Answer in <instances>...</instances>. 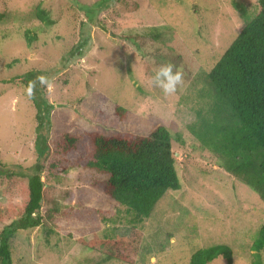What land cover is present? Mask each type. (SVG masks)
<instances>
[{"label": "rangeland", "instance_id": "1", "mask_svg": "<svg viewBox=\"0 0 264 264\" xmlns=\"http://www.w3.org/2000/svg\"><path fill=\"white\" fill-rule=\"evenodd\" d=\"M94 1L0 0V205L20 208L28 173L39 165L44 181L40 214L54 230L51 244L45 242L44 226L17 230L11 237V264H126L106 260L78 242L102 234L106 224L99 210H115L84 183L90 178L84 165L93 150L85 133L146 135L157 125L170 134L180 187L166 190L138 225L143 239L133 264H189L196 250L211 246L227 247L231 264H264V248L251 249L264 224V202L224 170L230 154L215 131L227 123L226 110L213 119L209 107L215 94L201 76L258 0H113L97 16L105 29L81 10L87 4L91 11ZM37 7L49 13L51 25L36 18ZM151 27L163 31L161 39L146 36ZM128 31L142 35L144 43L123 38ZM168 62L183 68L185 81L171 96L150 84L153 69ZM29 71L44 98L41 111L28 96L35 90L24 83ZM117 105L125 109L126 120L114 128L103 113L111 114ZM195 109L200 112L196 120ZM62 132L81 135L76 149L65 155L64 171L49 151L38 152L45 144L53 152L54 137ZM10 221L0 223V231ZM116 232L128 228L119 226ZM226 254L223 249L209 264H228Z\"/></svg>", "mask_w": 264, "mask_h": 264}, {"label": "trees", "instance_id": "2", "mask_svg": "<svg viewBox=\"0 0 264 264\" xmlns=\"http://www.w3.org/2000/svg\"><path fill=\"white\" fill-rule=\"evenodd\" d=\"M112 3L113 0H97L94 1L91 11L87 4L85 5L87 8L81 4L83 7L81 10L93 23L105 29V23L98 20L97 16L104 7ZM233 5L246 14L242 5L237 3ZM35 16L47 25L54 22L49 13L41 7L36 8ZM203 26V23L199 25L200 28ZM148 30L147 37L154 40L162 38L163 31L160 28L151 27ZM81 36L82 31L77 41L79 43ZM122 37L136 40L140 38L139 44L144 43L142 35L137 33L128 31L122 34ZM159 49L160 47L155 49L154 56L158 55ZM173 57L177 59L179 55ZM32 76L33 72H27L24 83L27 89L31 87L35 90L36 93L29 92L28 96L36 109L41 111L43 109L40 101L43 97L36 83L31 80ZM201 76L215 94V100L209 107L213 119L226 110L227 123L217 125L215 131L220 137V143L230 154L229 160L224 164V170L251 187L264 202V0H258L254 13L248 17L224 52L209 67H203ZM103 115L114 128H119L126 120L125 109L120 105L115 106L111 114ZM199 116V110L195 109L194 120ZM36 119L40 127L42 117L39 112ZM85 134L93 150L90 151V158L84 165L86 174L90 175L89 180L84 183L113 204L115 210L114 212L107 209L99 210L100 218L106 224L102 234H94L90 239L81 237L78 238V242L95 253L103 254L106 260L116 259L133 264L143 239V233L138 225L150 216L153 207L166 190L180 187L170 134L163 125L155 126L146 135L104 130H91ZM80 138L81 135L78 134L58 133L54 137L56 145L53 152L46 144L37 151L39 150L40 156L49 151L48 156H52L53 161L61 165L59 169L64 171L65 155L76 149ZM49 167L52 169L54 163L51 162ZM39 169L38 165V169L28 173L25 198L17 211L0 205V223L6 219L11 220L0 231V264H11V237L17 230L44 226L45 242L51 244L48 236L54 234V230L47 227L40 214L44 181L41 179ZM15 174L16 172H12L8 177ZM67 210L73 214L72 208L69 207ZM119 226H125L128 232L117 233L116 229ZM262 248L264 224L251 245L252 250L259 251ZM223 249L227 252V263L231 264L230 250L224 246L196 250L189 264H209ZM251 264L261 262L253 260Z\"/></svg>", "mask_w": 264, "mask_h": 264}, {"label": "clouds", "instance_id": "3", "mask_svg": "<svg viewBox=\"0 0 264 264\" xmlns=\"http://www.w3.org/2000/svg\"><path fill=\"white\" fill-rule=\"evenodd\" d=\"M243 25H241L242 27ZM184 71L182 67L168 62L153 69L150 84L161 90L165 96L175 95L184 86Z\"/></svg>", "mask_w": 264, "mask_h": 264}]
</instances>
